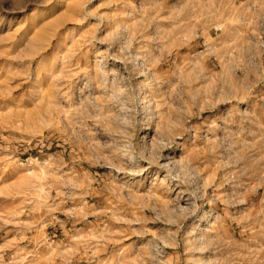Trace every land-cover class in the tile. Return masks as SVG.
<instances>
[{
	"label": "rangeland",
	"instance_id": "1",
	"mask_svg": "<svg viewBox=\"0 0 264 264\" xmlns=\"http://www.w3.org/2000/svg\"><path fill=\"white\" fill-rule=\"evenodd\" d=\"M0 264H264V0H0Z\"/></svg>",
	"mask_w": 264,
	"mask_h": 264
},
{
	"label": "bare ground",
	"instance_id": "2",
	"mask_svg": "<svg viewBox=\"0 0 264 264\" xmlns=\"http://www.w3.org/2000/svg\"><path fill=\"white\" fill-rule=\"evenodd\" d=\"M120 61V60H119ZM142 93V92H141ZM142 99H144V97H142ZM147 102V101H146ZM151 105L148 104L147 107H150ZM148 109V108H147ZM152 142H148V144H151ZM174 153V151H173ZM144 160V158L142 159ZM146 162L150 165H153L155 166V168L161 170L163 173H164V176L166 178H169V179H172L173 181H179L177 179V174L175 173V168L176 166L174 167L175 163H176V160L173 158V156H166L164 158H160L158 159V161L156 162H151V161H148L146 160ZM145 163V162H144ZM192 194V192H190ZM190 195V194H189ZM193 195V194H192ZM191 195V196H192Z\"/></svg>",
	"mask_w": 264,
	"mask_h": 264
}]
</instances>
